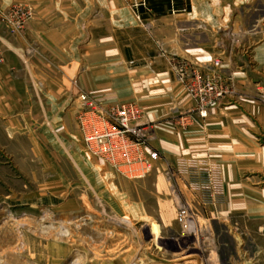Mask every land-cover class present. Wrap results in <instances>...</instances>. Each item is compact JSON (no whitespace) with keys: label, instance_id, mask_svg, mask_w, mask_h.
I'll return each mask as SVG.
<instances>
[{"label":"crops","instance_id":"0c3cea01","mask_svg":"<svg viewBox=\"0 0 264 264\" xmlns=\"http://www.w3.org/2000/svg\"><path fill=\"white\" fill-rule=\"evenodd\" d=\"M19 1L32 8L24 32L9 35L0 22V147L25 177L39 178L35 163H49L42 172L56 181L48 202L59 201L71 178L126 181L83 153L80 93L103 104L136 102L152 130L161 161L145 179L126 181L128 209L157 211L173 228L189 190L171 167L178 158L207 159L222 171L219 209L264 220V0H148L147 26L123 0H0V9ZM173 57L202 67L219 60L218 72L234 84L230 101L205 119L191 114L186 129L176 120L194 103L175 82Z\"/></svg>","mask_w":264,"mask_h":264},{"label":"rangeland","instance_id":"374dc122","mask_svg":"<svg viewBox=\"0 0 264 264\" xmlns=\"http://www.w3.org/2000/svg\"><path fill=\"white\" fill-rule=\"evenodd\" d=\"M123 1L132 13L130 0ZM147 1L139 10L141 22L132 13L143 26ZM14 6L32 18L29 2L3 9ZM30 19L16 31L9 20L0 22L9 35H20ZM234 95L235 90L231 99ZM48 164L35 163L39 178L25 177L0 147V264H264V220L252 214L219 209L224 202L203 206L195 193L186 192L176 225L167 228L157 211L144 217L128 209L126 181L112 183L100 173L98 186L71 178L52 203L47 198L56 179L42 172Z\"/></svg>","mask_w":264,"mask_h":264},{"label":"built area","instance_id":"2783aa9c","mask_svg":"<svg viewBox=\"0 0 264 264\" xmlns=\"http://www.w3.org/2000/svg\"><path fill=\"white\" fill-rule=\"evenodd\" d=\"M130 9L138 22L139 10L146 0H130ZM31 18L28 10L14 6L0 10V21L9 20L16 30H23ZM147 26V25H146ZM175 81L193 101L190 113L176 120L181 129L192 123L191 114L205 119L208 113L219 108L234 94L231 78L218 72L219 60L202 67L193 62L174 57L170 60ZM76 124L86 157L97 159L117 177L126 181L143 180L152 174L161 161L159 153L151 146L152 130L142 123L143 111L136 102L98 103L85 94H78ZM171 172L185 179L186 187L195 193L203 206H215L225 201L222 171L218 163L207 159L175 160Z\"/></svg>","mask_w":264,"mask_h":264}]
</instances>
